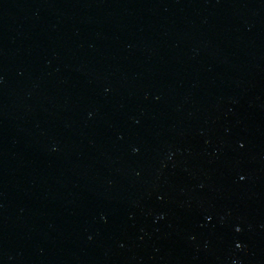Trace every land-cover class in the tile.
Wrapping results in <instances>:
<instances>
[{"label": "water", "instance_id": "water-1", "mask_svg": "<svg viewBox=\"0 0 264 264\" xmlns=\"http://www.w3.org/2000/svg\"><path fill=\"white\" fill-rule=\"evenodd\" d=\"M0 264H264V0H0Z\"/></svg>", "mask_w": 264, "mask_h": 264}]
</instances>
